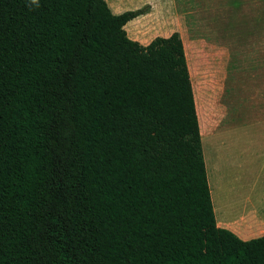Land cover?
<instances>
[{
  "label": "trees",
  "instance_id": "obj_1",
  "mask_svg": "<svg viewBox=\"0 0 264 264\" xmlns=\"http://www.w3.org/2000/svg\"><path fill=\"white\" fill-rule=\"evenodd\" d=\"M106 0H0V264H264L217 225L179 32Z\"/></svg>",
  "mask_w": 264,
  "mask_h": 264
},
{
  "label": "rangeland",
  "instance_id": "obj_2",
  "mask_svg": "<svg viewBox=\"0 0 264 264\" xmlns=\"http://www.w3.org/2000/svg\"><path fill=\"white\" fill-rule=\"evenodd\" d=\"M148 1L152 0H117V3L121 13L142 5L143 15H149L148 27H152L146 41L174 32L182 37L201 132L203 137H210L213 146L212 150L203 144V151L210 175L213 166L216 167L211 183L219 214L220 200L224 202L229 197L239 200V192L251 193L253 183H259L264 177L261 171L264 154L255 153L264 142V62H259L264 59V50L243 49L252 43L264 44V0H153L151 4L144 3ZM138 26H126L130 38L134 36L132 30ZM221 126L228 130L225 142L243 155L240 159L234 154L224 176L214 151L220 142L214 131Z\"/></svg>",
  "mask_w": 264,
  "mask_h": 264
},
{
  "label": "crops",
  "instance_id": "obj_3",
  "mask_svg": "<svg viewBox=\"0 0 264 264\" xmlns=\"http://www.w3.org/2000/svg\"><path fill=\"white\" fill-rule=\"evenodd\" d=\"M151 2H155V1L152 0L144 3L151 4ZM108 5L111 8V10L114 9L117 12L121 11V8H118L119 5L117 3V0H115V2L109 0ZM141 6L139 8H141ZM139 8H136L135 10ZM119 14L122 13L120 12ZM148 16H149L148 14L139 16L127 24V26L139 24V26L136 29L132 30L134 36L131 39L136 40L143 45H148L153 40V39H151L150 41L145 40L146 36H148L149 34V28L150 30L152 29V27H148V19H149ZM170 35L166 37H169ZM243 49L249 52H254V51L260 52L264 50V44L260 45L258 43L257 44L252 43L248 46L243 47ZM259 62H264V59L260 60ZM262 67H264V65ZM227 133L228 130L227 128H225V126H221L220 130L218 131L216 130V132L214 131V136H216L217 138L219 136L220 139L219 145L217 144L215 146L214 151H215L216 159L218 160L219 157L220 160V173L222 176H224V172L227 170V166L231 162L234 154L236 155L237 158L241 159L243 157L242 154H239V151L237 150L233 151L229 146V144L225 142L224 138ZM209 138L203 137V144H205L207 148L209 149L211 148L213 150V146L211 145ZM260 145H259L260 146L259 150H257L258 152L255 153L256 155L261 154L262 156L264 154V142ZM213 154L212 156H210V158L212 159H213ZM206 167H207L208 180L211 187V196L214 205L217 225L220 228L227 229L233 232L235 235H237L240 239L244 241H249L264 236V177H261L262 179L259 181V183L258 182L253 183V188L251 193H249L248 191L239 192L238 193V196L240 197L239 200H234L232 197L227 198V200L224 199V202L220 200L219 214H218L217 206L215 202L216 193L213 192V188H212L213 184L211 183L212 176H213L212 179H214V176L216 175V169H215L216 167L213 166L211 170L212 171L211 175L210 172L208 171V164H206ZM262 170L264 172V164L262 165L261 171Z\"/></svg>",
  "mask_w": 264,
  "mask_h": 264
},
{
  "label": "clouds",
  "instance_id": "obj_4",
  "mask_svg": "<svg viewBox=\"0 0 264 264\" xmlns=\"http://www.w3.org/2000/svg\"><path fill=\"white\" fill-rule=\"evenodd\" d=\"M30 4L38 6V0H30Z\"/></svg>",
  "mask_w": 264,
  "mask_h": 264
}]
</instances>
